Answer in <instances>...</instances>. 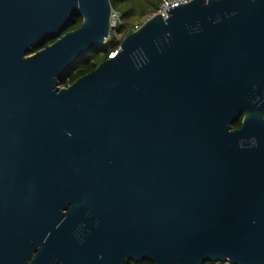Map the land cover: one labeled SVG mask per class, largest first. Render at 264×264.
I'll return each mask as SVG.
<instances>
[{
	"label": "water",
	"instance_id": "obj_1",
	"mask_svg": "<svg viewBox=\"0 0 264 264\" xmlns=\"http://www.w3.org/2000/svg\"><path fill=\"white\" fill-rule=\"evenodd\" d=\"M111 10L0 0V264H264V0L152 14L61 86Z\"/></svg>",
	"mask_w": 264,
	"mask_h": 264
},
{
	"label": "trees",
	"instance_id": "obj_2",
	"mask_svg": "<svg viewBox=\"0 0 264 264\" xmlns=\"http://www.w3.org/2000/svg\"><path fill=\"white\" fill-rule=\"evenodd\" d=\"M162 0H110L111 6L114 10L120 13V18L111 31L110 38L104 42L102 46H98L86 52L80 57L65 73L64 77L59 81L61 86H67L76 80L78 77L92 71L97 65L104 61L108 54L116 48L120 41L133 31L135 22L140 21L145 16L152 15L160 6ZM81 23L80 15H72L71 20L62 33L70 31L78 27ZM120 34V38L117 35ZM55 39L46 40L38 46L32 48L31 53L53 42ZM241 117L233 122L234 128L239 127ZM128 264H152L149 260L140 262L128 261ZM203 264H216L206 261Z\"/></svg>",
	"mask_w": 264,
	"mask_h": 264
},
{
	"label": "built area",
	"instance_id": "obj_3",
	"mask_svg": "<svg viewBox=\"0 0 264 264\" xmlns=\"http://www.w3.org/2000/svg\"><path fill=\"white\" fill-rule=\"evenodd\" d=\"M188 1L189 0H162L160 6L158 7V9L153 14L159 13L160 15H162V17L165 18L167 16L166 9L173 7V6H176V5H179V4H184ZM149 17H147V18H149ZM119 18H120V13L112 8L111 15H110V26H109L110 30H113L115 28ZM139 27L140 26L136 27V29ZM112 54L113 53L110 52L108 54V56H111ZM216 264H233V263L226 261V262H222V263L216 262Z\"/></svg>",
	"mask_w": 264,
	"mask_h": 264
},
{
	"label": "rangeland",
	"instance_id": "obj_4",
	"mask_svg": "<svg viewBox=\"0 0 264 264\" xmlns=\"http://www.w3.org/2000/svg\"><path fill=\"white\" fill-rule=\"evenodd\" d=\"M147 19V16H145L143 19H141L140 21H138V22H135L134 23V26H133V30H135L136 29V27H138V26H140L145 20ZM110 36H111V31L109 32V36H108V38H110ZM121 36H120V34H118L117 35V38L119 39ZM104 44V43H103ZM103 44H101L100 46H102ZM99 46V47H100Z\"/></svg>",
	"mask_w": 264,
	"mask_h": 264
},
{
	"label": "flooded vegetation",
	"instance_id": "obj_5",
	"mask_svg": "<svg viewBox=\"0 0 264 264\" xmlns=\"http://www.w3.org/2000/svg\"><path fill=\"white\" fill-rule=\"evenodd\" d=\"M50 44V43H49ZM35 248H39V245L38 246H36Z\"/></svg>",
	"mask_w": 264,
	"mask_h": 264
}]
</instances>
